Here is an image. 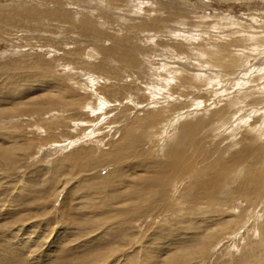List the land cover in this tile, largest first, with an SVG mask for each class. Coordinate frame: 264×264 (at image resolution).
I'll return each instance as SVG.
<instances>
[{
    "label": "rangeland",
    "instance_id": "1",
    "mask_svg": "<svg viewBox=\"0 0 264 264\" xmlns=\"http://www.w3.org/2000/svg\"><path fill=\"white\" fill-rule=\"evenodd\" d=\"M0 264H264V0H0Z\"/></svg>",
    "mask_w": 264,
    "mask_h": 264
},
{
    "label": "bare ground",
    "instance_id": "2",
    "mask_svg": "<svg viewBox=\"0 0 264 264\" xmlns=\"http://www.w3.org/2000/svg\"><path fill=\"white\" fill-rule=\"evenodd\" d=\"M232 28V27H231ZM230 28V29H231ZM194 33V32H193ZM164 34V33H163ZM170 36V35H169ZM193 36V35H192ZM195 36V35H194ZM164 37V36H163ZM247 40V39H246ZM188 42V41H187ZM203 42V41H202ZM260 47V46H259ZM205 48V47H204ZM154 50V49H153ZM159 50V49H158ZM249 50V49H248ZM225 51V50H224ZM244 51V50H243ZM245 52V51H244ZM243 53V52H242ZM241 53V54H242ZM123 55H125L124 53H122ZM93 56V55H92ZM214 57V56H213ZM121 59H123L122 57H120ZM235 61V60H234ZM126 62H128V61H126ZM134 63V62H133ZM132 63V64H133ZM174 63V62H173ZM254 69V68H253ZM245 70V69H244ZM180 72V71H179ZM216 72V71H215ZM209 73V72H208ZM196 76V75H195ZM179 84V83H178ZM261 86V85H260ZM202 109V108H201ZM197 114V113H196ZM144 123H145V121H143ZM148 122H150V121H148ZM152 124V123H151ZM261 125H262V123H261ZM137 126V125H136ZM259 128V127H258ZM258 128H256V129H258ZM131 129V128H130ZM254 130V129H253ZM256 131H258V130H256ZM131 138H132V136H131V134L129 133L128 134ZM133 135V134H132ZM258 135V134H257ZM133 139V138H132ZM80 140V139H79ZM134 140V139H133ZM137 140V139H136ZM130 142H132L133 143V141H131L130 140ZM133 146V145H132ZM64 147V146H63ZM131 148V147H130ZM242 149H243V151H241V150H239V151H237V152H235V154H233V155H231L232 157H231V159L233 160V159H235V157H238V158H242L243 157V159H244V157H246L248 154H247V148L245 149V148H243V147H241ZM55 149V148H54ZM65 149H66V147H65ZM127 150V149H126ZM138 151V150H137ZM252 152V151H251ZM142 153V152H141ZM141 153H139V154H141ZM132 154H133V151L131 150V151H120V152H118V156L120 157V158H123V159H126V158H129L130 156H132ZM140 156V155H139ZM139 156H137V158L139 157ZM252 156V155H251ZM142 157V156H141ZM177 157H179V156H177ZM139 159V158H138ZM240 159H238L237 161H239ZM246 159V158H245ZM249 159V158H248ZM247 159V160H248ZM137 160V159H136ZM169 161H170V163H171V166H172V168H174L173 167V162L174 161H176L177 159L175 158V157H173V158H170V159H168ZM227 160H228V158H227ZM236 161V160H235ZM254 161V163H258L260 160L258 159V158H256V159H254L253 160ZM252 161V162H253ZM120 162V161H119ZM177 162V161H176ZM166 163V162H165ZM234 164V163H233ZM236 164V163H235ZM168 165V164H167ZM166 165V166H167ZM230 165H231V163H230ZM241 165V166H240ZM239 165V168L240 167H242V168H244L243 166H242V164H240ZM244 165V164H243ZM248 165V164H247ZM246 165V166H247ZM250 165V164H249ZM119 166H121V165H119ZM169 166V165H168ZM110 168V167H109ZM122 168V167H121ZM163 168V167H162ZM167 168V167H166ZM120 169V168H119ZM237 169V168H236ZM245 170V169H244ZM164 171V170H163ZM169 171H170V169H169ZM166 172V171H165ZM238 172V171H237ZM111 173V172H110ZM159 173V172H158ZM233 174V173H232ZM167 175V174H166ZM234 176V175H233ZM88 178V177H87ZM234 180V179H233ZM82 181V180H81ZM154 182V181H153ZM239 182V181H238ZM234 185V184H233ZM106 196V195H105ZM105 196H104V198H105ZM102 200H103V198H102ZM104 201V200H103ZM100 202H101V200H100ZM99 202V203H100ZM145 208V207H144ZM140 214V215H139ZM137 213L136 215H138V216H141L143 213L142 212H140V213ZM121 217V220L123 221V222H127L128 220H127V218L125 217V215L123 214V212H122V215L120 216Z\"/></svg>",
    "mask_w": 264,
    "mask_h": 264
}]
</instances>
